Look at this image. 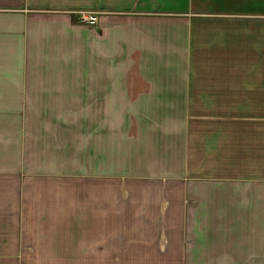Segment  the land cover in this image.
<instances>
[{"label": "crops", "instance_id": "0c3cea01", "mask_svg": "<svg viewBox=\"0 0 264 264\" xmlns=\"http://www.w3.org/2000/svg\"><path fill=\"white\" fill-rule=\"evenodd\" d=\"M0 264H264V0H0Z\"/></svg>", "mask_w": 264, "mask_h": 264}, {"label": "built area", "instance_id": "2783aa9c", "mask_svg": "<svg viewBox=\"0 0 264 264\" xmlns=\"http://www.w3.org/2000/svg\"><path fill=\"white\" fill-rule=\"evenodd\" d=\"M80 19L82 21H87L90 23H94L97 21V15L93 14V13H87V12H83L80 14Z\"/></svg>", "mask_w": 264, "mask_h": 264}]
</instances>
